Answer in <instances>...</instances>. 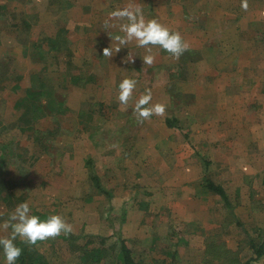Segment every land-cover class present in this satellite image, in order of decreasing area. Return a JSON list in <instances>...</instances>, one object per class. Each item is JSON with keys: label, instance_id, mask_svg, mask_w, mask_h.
Returning a JSON list of instances; mask_svg holds the SVG:
<instances>
[{"label": "rangeland", "instance_id": "rangeland-1", "mask_svg": "<svg viewBox=\"0 0 264 264\" xmlns=\"http://www.w3.org/2000/svg\"><path fill=\"white\" fill-rule=\"evenodd\" d=\"M44 1L49 0H28V8L20 0H0V238L10 235L11 228L5 224L15 207L25 201L41 219L60 214L72 225V232L35 246L17 239L23 248L18 264H124L122 237L138 264H247L256 255L253 242L262 245L264 241V172L250 178L239 173L242 170L229 169L230 149L221 150L217 157L213 150H204L208 138L193 134L183 143L190 148L188 156L200 159L201 174L189 187L184 185L189 177L184 168L179 167L177 181L167 179L166 154H156L160 159L154 160L160 168L154 170L141 161L144 155L138 150L151 144L152 138L146 136L154 130L150 119L163 125L158 127L160 146L165 143L160 136L169 125L167 117L197 115L208 124L212 114H217L211 104L215 103V82L208 83L211 90L205 96L198 66L188 63L192 74L185 75L182 63L186 57L173 58L158 46H150L149 51L131 41L120 46L117 53V42L110 36L123 35L120 24L126 20L112 18L109 13L139 7L145 21L155 18L171 31L179 32L195 56L204 44L203 36H215L229 27L241 30L243 38H247L246 47L239 49H252L256 46L251 38L254 34L250 30L246 33L248 28H243L242 21L254 15L238 5L242 0H91L93 9L89 13L83 0H78L81 7L73 18H62L55 0L51 5ZM247 4L248 8L258 4L253 13L264 15V0H247ZM45 6L47 18L39 20L30 27L33 32L27 33L24 13L39 15ZM10 16L13 20L5 22ZM20 21L22 26L18 25ZM232 22L235 26H231ZM230 34L225 32V36ZM50 36L56 38L55 50L48 42ZM224 42H217L222 51L225 48L236 53L231 50L237 48L231 46L232 42ZM211 44L207 46L213 59L208 63L210 67L216 60L220 63L214 57V40ZM109 46L112 57L103 56V49ZM70 49L76 53L70 55ZM149 54L154 57L153 64H143V57ZM74 66L78 75L73 72ZM10 69L8 78L5 72ZM125 77L138 83L128 104L121 105L118 84ZM18 79L19 84L28 83L30 87L12 90ZM146 89L152 92L151 104L162 103L166 110L163 116L139 122L133 108ZM7 93L11 96L7 97ZM23 93L28 109L20 107L16 113L11 105H17ZM191 94L195 95L191 102L173 107L182 95ZM188 124L182 119L181 129L189 134L197 132L198 127L195 130ZM53 145L58 148L52 149ZM48 146L51 154L46 152ZM30 158L35 161L29 163ZM235 159L238 163L244 158L236 155ZM198 172L197 168V175ZM95 175L106 192L97 186ZM214 179L218 185L220 181L228 183L221 185L228 202L208 187V181ZM175 182L181 183V189L173 185ZM183 187L190 189V196L197 189L207 192L198 198L197 216L192 203L180 199ZM145 197L148 202L144 201L139 209V201ZM173 200L178 207L169 204ZM138 210L146 214L137 218ZM251 264H264V254Z\"/></svg>", "mask_w": 264, "mask_h": 264}, {"label": "crops", "instance_id": "crops-1", "mask_svg": "<svg viewBox=\"0 0 264 264\" xmlns=\"http://www.w3.org/2000/svg\"><path fill=\"white\" fill-rule=\"evenodd\" d=\"M51 1H44V3L47 5H51ZM24 3L26 7L30 8V3L26 4L28 0H20L19 3ZM91 0H83V7L88 13L90 12V9H93L91 6ZM58 6V10L60 12V16L62 18H73L75 15L74 12L78 11V9L81 7L79 6V2L75 0H55L54 2ZM250 3V2H248ZM94 4V3H93ZM241 2H238V5H240ZM126 5V4H125ZM43 5H41L42 7ZM94 6V5H93ZM260 6V5H259ZM258 4L251 6L247 8V13L250 15H254V17H247V20L242 21L243 28L247 29L249 33L252 32L253 37H251L254 41H256V46H254L252 49H239V46L246 47V39L243 38L241 34V30L229 27L227 31L230 32V35L225 36V32L223 31H217L214 35L207 34L206 36H203L204 38V44L200 47V51L197 56H195L194 50L191 47H188V49L182 54L186 57L184 60V63H182V71L185 75L192 74V70L190 71V66H198L199 68V76L200 79L203 81L204 86L202 87L203 94L209 93L208 90L210 89V86H208V83L210 81L215 82V89H214V98L215 103L212 101L213 111L217 110V114H212L213 118L209 119L208 124L203 123L200 121V119H197L196 116H179L170 118L167 117L166 122V130L163 132L160 136L162 140L165 141V143L160 146L157 144L158 137L159 136V129L158 127L162 128L163 125L161 123H155L156 121L151 120V130L157 127L158 131L152 130V133L147 132L148 137L152 138L151 144L146 143L144 147H138V150L140 151L139 154H143L144 157L141 159V161L147 162L150 168H153L154 170L157 168H160V165L158 161L154 160V157L160 159V156L162 154H166L167 156V179H172L173 181H177L179 174V167H181V170L186 169L188 171V180L185 184H189V187L192 186V180H197L196 178L199 177L201 174V161L199 158H196L195 155H190V148H188L185 143H183V140L185 141V137L188 135L193 136V134L198 135V137L204 138L208 140L205 143L204 150L209 151L210 150L214 152V154L218 157V153H221V150L223 152V149H230L231 154V162H227V164L230 165L229 169L234 170L238 169V171L242 170V175L244 177L249 176L250 178H255L259 176L260 173L264 172V15H260L258 13L254 14L253 12L255 9H258ZM25 9V8H24ZM23 9V10H24ZM48 7L45 6V8L42 9V13L37 15L36 13H33L30 11L29 13H24V16L26 18L24 19L23 24H26L27 27V33H32V29L30 27L34 26L38 23V21H42L43 19L47 18L48 14ZM94 18V15H92ZM32 17H34L35 20H32ZM22 19V20H23ZM13 20L10 16L6 19L5 22H9ZM236 21L237 19H233V21ZM239 20V19H238ZM13 22V21H12ZM19 26H22L21 21L18 22ZM64 23V22H63ZM65 25V23L63 24ZM76 25V24H75ZM235 26L234 22L231 23V26ZM220 30V29H219ZM223 33V34H222ZM214 38V39H213ZM255 38V39H254ZM46 40V38H45ZM214 40L215 46L214 48V57H218L220 60L215 62L214 66H209L208 63H211L213 59H210L209 53L210 51L207 49V46H212L211 41ZM224 40L225 42H232L230 46L231 50L236 51V53L231 54L229 51H226L224 48V51H222V47H219L217 42ZM47 41V40H46ZM56 41V38L54 36H50L48 42L52 43L51 49L55 50V44L53 42ZM210 41V43H209ZM224 42V43H225ZM79 40H77V45H79ZM208 44V45H207ZM242 44V45H241ZM208 47V48H209ZM78 48V47H77ZM211 49V48H209ZM243 50V51H242ZM240 51V52H239ZM70 55L75 54V49L73 51L70 49ZM194 53V54H193ZM186 54V55H185ZM209 57V58H208ZM246 58V62H242V59ZM188 63L190 66H188ZM76 66V65H75ZM74 66V73L77 74L78 70H75ZM13 69H10L5 72V75L8 74V78H10V73ZM17 73V72H16ZM123 73V72H122ZM227 75V77H224V75ZM123 75H126L123 73ZM185 77V76H184ZM187 77V76H186ZM189 77V76H188ZM224 77V78H223ZM20 79V78H19ZM18 81L14 82L12 84V90L15 88H19L22 90V87L25 86L30 87V84L27 83V85H21ZM223 80V81H222ZM211 83V82H210ZM183 84V82H182ZM2 86V85H1ZM26 93V91H25ZM25 93H23V97H19L18 104L16 105L13 103L12 108L14 109V112H19L20 109L25 108L28 109V99L26 100L24 97ZM8 95V96H7ZM7 97L11 96L10 93L6 94ZM194 94L191 96H181V101L176 102L177 104L173 103V107H177L180 105H185L186 102H191L192 98H194ZM15 99V96L12 97ZM175 98V97H174ZM217 100V102H216ZM17 107V108H16ZM22 107V108H20ZM172 107V109H173ZM19 108V109H18ZM178 113V110L176 111ZM213 113V112H212ZM183 117V118H182ZM182 119L185 122H188L191 125V128L194 126L198 127L197 132L195 133H188L187 130H182ZM170 121L172 124H170ZM157 124V126H156ZM188 124V125H189ZM205 124V125H204ZM172 125V127H171ZM195 127V130H196ZM204 129L203 132H200V129ZM206 130V131H205ZM53 132V131H52ZM156 135H155V133ZM55 137L57 136V129H54ZM52 134V133H51ZM113 134V133H112ZM111 137V135H109ZM189 138V136H188ZM203 140V141H204ZM202 145V144H200ZM53 147L58 148V145H53ZM46 149H49V151H46L47 153L51 154L52 149L50 146H48ZM192 150V149H191ZM165 152V153H164ZM194 152V150H193ZM45 153V151H44ZM138 153V152H137ZM160 153L161 155H156ZM239 156L240 158H244L241 162L236 163L235 156ZM191 157L193 160H190ZM23 160V159H21ZM31 160L34 162L35 159L30 158L28 161L29 163H32ZM25 161V159H24ZM166 166V165H165ZM162 168H164V165H162ZM197 168L199 169L198 175H197ZM243 168V169H242ZM194 169V170H192ZM166 172V171H165ZM232 179V178H231ZM238 178L237 180H239ZM211 180V179H210ZM213 180V179H212ZM215 184L219 183L217 180L214 179ZM240 183L239 181H235ZM221 185H225L228 183L220 181ZM174 186H178L180 188L181 183H173ZM218 185V184H217ZM181 189V188H180ZM182 190L184 191L182 197V202H185L184 200L189 201L192 203L191 207H194V214L197 216L199 214L200 210V203L198 202V198L206 194L205 189H197L196 194L198 196H190V189L186 187H183ZM188 195V197L184 195ZM192 197H194L192 201ZM148 199L141 198L138 208H142L143 202L147 201ZM172 205H177L178 202L175 200L172 201ZM148 207V206H146ZM182 208V207H181ZM181 208H178L179 211H181ZM125 212L126 208L124 209ZM138 217L140 218L142 214H146L143 211L138 210ZM139 222H142L139 220ZM123 239H126L125 237H122ZM17 243V241H16Z\"/></svg>", "mask_w": 264, "mask_h": 264}, {"label": "clouds", "instance_id": "clouds-1", "mask_svg": "<svg viewBox=\"0 0 264 264\" xmlns=\"http://www.w3.org/2000/svg\"><path fill=\"white\" fill-rule=\"evenodd\" d=\"M241 7L247 10V0H242ZM109 16L119 20H126L120 24V31L123 35L110 36L111 40L117 42L116 52L121 50L120 46H126L129 42L135 41L139 48L158 46L169 53L173 58L178 59L187 49L188 44L183 40L179 32L171 31L167 26L153 18L145 21L142 9L139 7H125L114 10ZM111 27V25H106ZM111 46L103 49V56L112 57ZM154 57L145 55L143 64L152 65ZM138 81L134 78L125 77L118 84L117 99L121 105H127L130 97L133 96ZM152 92L146 89L139 99L135 101L133 112L139 122L148 120L152 116H163L166 105L162 103L151 104ZM5 227L11 228L8 237L0 238V264H18L23 253V248L16 243L17 239L22 244L35 246L40 241L55 238L61 233L72 232V225L60 214H52L45 219L33 214L28 202L19 203L11 213Z\"/></svg>", "mask_w": 264, "mask_h": 264}, {"label": "trees", "instance_id": "trees-1", "mask_svg": "<svg viewBox=\"0 0 264 264\" xmlns=\"http://www.w3.org/2000/svg\"><path fill=\"white\" fill-rule=\"evenodd\" d=\"M170 124H172L171 121H170ZM1 163L2 164L5 163L4 159H1ZM94 180L97 186L100 188V190L106 192V189L101 186L99 179L96 175L94 176ZM207 185L210 189L220 194L227 202L229 201L227 193L221 185H217L213 181H208ZM252 246H254L255 248L256 255L253 259L248 260L247 264H251L253 260L257 258H261L262 255L264 254V241L262 245H257L256 243L253 242ZM121 252H122V259L124 260V264H138L135 258L133 257L132 248L130 247L126 239H123V238L121 239ZM100 258H102V256H100Z\"/></svg>", "mask_w": 264, "mask_h": 264}]
</instances>
